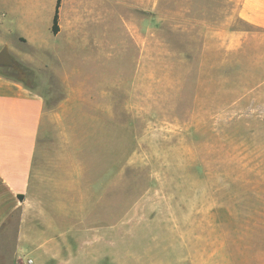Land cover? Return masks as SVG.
<instances>
[{"label": "rangeland", "instance_id": "rangeland-1", "mask_svg": "<svg viewBox=\"0 0 264 264\" xmlns=\"http://www.w3.org/2000/svg\"><path fill=\"white\" fill-rule=\"evenodd\" d=\"M240 1L68 0L83 27L108 23L107 50L9 48L2 71L46 98L45 159L69 144L103 173L69 264H264V216L209 207L264 195V30ZM18 224L0 234L4 262Z\"/></svg>", "mask_w": 264, "mask_h": 264}, {"label": "crops", "instance_id": "crops-1", "mask_svg": "<svg viewBox=\"0 0 264 264\" xmlns=\"http://www.w3.org/2000/svg\"><path fill=\"white\" fill-rule=\"evenodd\" d=\"M67 4L68 0H62L60 30L55 34L52 25L57 0H0V49L25 45L56 57L62 56L65 48L87 53L88 46L104 37L107 50L108 23L104 22L106 34L103 22H85L89 25L83 27L78 11L67 17ZM239 13L264 30V0H241ZM73 86L91 84L84 81ZM45 115L46 98L41 92L0 74V234L12 215L19 212L14 257L4 262L0 252V264H69L71 249L78 243L82 246L86 226L91 229L92 203L87 184L93 178L103 181V173L94 172L91 163L78 164L68 150L69 144L58 145L54 155L45 159L40 147L47 134ZM104 176L107 180V171ZM209 207L218 213L223 208L230 215L239 208H251L254 212L250 214L264 216V195L242 203L213 200ZM181 263L204 264L203 260L191 261L187 253Z\"/></svg>", "mask_w": 264, "mask_h": 264}, {"label": "trees", "instance_id": "trees-1", "mask_svg": "<svg viewBox=\"0 0 264 264\" xmlns=\"http://www.w3.org/2000/svg\"><path fill=\"white\" fill-rule=\"evenodd\" d=\"M62 4V0H57V5H56V11H55V15H54V19H53V25H52V31L56 34L58 33V31L60 30V26H59V19H60V7ZM4 67H0V74L7 76L9 78L12 79H16L15 77H13L11 74H8L2 70ZM18 80V79H16ZM23 195H20V198H23Z\"/></svg>", "mask_w": 264, "mask_h": 264}, {"label": "water", "instance_id": "water-1", "mask_svg": "<svg viewBox=\"0 0 264 264\" xmlns=\"http://www.w3.org/2000/svg\"><path fill=\"white\" fill-rule=\"evenodd\" d=\"M15 60L10 53L8 45L3 46L0 49V67L14 66Z\"/></svg>", "mask_w": 264, "mask_h": 264}]
</instances>
